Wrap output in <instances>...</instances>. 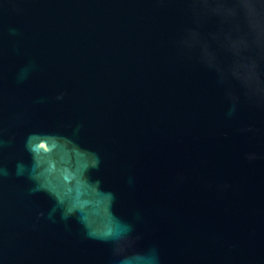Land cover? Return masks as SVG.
<instances>
[{"label":"water","instance_id":"1","mask_svg":"<svg viewBox=\"0 0 264 264\" xmlns=\"http://www.w3.org/2000/svg\"><path fill=\"white\" fill-rule=\"evenodd\" d=\"M241 8L0 0V264H264V38ZM33 130L99 154L115 200L82 192V215L139 237L126 260L17 175Z\"/></svg>","mask_w":264,"mask_h":264},{"label":"clouds","instance_id":"2","mask_svg":"<svg viewBox=\"0 0 264 264\" xmlns=\"http://www.w3.org/2000/svg\"><path fill=\"white\" fill-rule=\"evenodd\" d=\"M242 8L228 10L232 16L242 15L248 26V35L253 41L264 38V0H240ZM264 55V47L261 48ZM62 93L57 99L62 97ZM4 141L0 140V143ZM25 149L31 158V164L17 162V175L27 169L28 178L34 182V191L46 192L55 202L53 210H59L62 219L75 218L85 229L86 235L93 239L111 242L112 253L122 260L132 250L139 239L126 231H116L108 226L102 234L90 227V221L82 215L83 205L89 201L81 199V193L103 201L106 206L115 200L111 189H102V177L90 175L89 169H99L101 158L91 149L81 147L71 137L61 132L33 130L25 138ZM72 154H75L73 161ZM7 170L0 168V175ZM43 215V213H41ZM51 215V213H49ZM112 216L117 217L111 213ZM122 223H127L121 220ZM129 225V229H130Z\"/></svg>","mask_w":264,"mask_h":264}]
</instances>
